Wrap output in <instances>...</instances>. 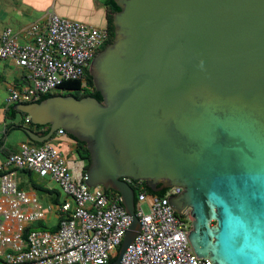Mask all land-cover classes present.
Returning <instances> with one entry per match:
<instances>
[{
  "label": "water",
  "instance_id": "95a60500",
  "mask_svg": "<svg viewBox=\"0 0 264 264\" xmlns=\"http://www.w3.org/2000/svg\"><path fill=\"white\" fill-rule=\"evenodd\" d=\"M113 40L89 64L101 101L69 95L17 104L45 135L86 145V186L120 195L140 231L134 191L180 187L172 211L192 217L197 259L264 264V0H113Z\"/></svg>",
  "mask_w": 264,
  "mask_h": 264
},
{
  "label": "built area",
  "instance_id": "2783aa9c",
  "mask_svg": "<svg viewBox=\"0 0 264 264\" xmlns=\"http://www.w3.org/2000/svg\"><path fill=\"white\" fill-rule=\"evenodd\" d=\"M25 41L10 28L0 32V60H10L24 70L26 84L9 87L5 102L29 104L43 95L64 93L60 86L77 80L86 89L85 68L108 42L106 27L47 16L43 25L23 29ZM25 125L30 122L25 118ZM55 136H65L63 130ZM83 163H70L48 142L21 143L11 155L0 158V261L4 264H107L115 256L131 224L117 200L105 195L101 186L84 183ZM25 170L53 182L65 201L54 231L25 229L45 215L35 194L17 184V173ZM130 185L132 180L125 179ZM182 192L167 188L161 196L139 192L135 215L140 231L126 248L120 264H211L196 257L187 238L190 212L175 214L169 196ZM120 201V198H119ZM143 205L147 206L144 211Z\"/></svg>",
  "mask_w": 264,
  "mask_h": 264
},
{
  "label": "crops",
  "instance_id": "0c3cea01",
  "mask_svg": "<svg viewBox=\"0 0 264 264\" xmlns=\"http://www.w3.org/2000/svg\"><path fill=\"white\" fill-rule=\"evenodd\" d=\"M107 0H0V32L5 28H10L17 32L22 41H25L23 29L30 24L43 25L47 16L50 13H54L59 17L69 20L79 21L87 25L94 27H106L107 26ZM24 70L17 67L10 60H0V158H5L6 155L12 154L18 150L21 143H26L28 138L25 131L21 129H11L5 133L7 126L12 124H22L25 129H28L23 124V114L18 113L13 115L12 120L8 119L7 115H11L9 112L10 106L5 102L7 96V90L9 87L19 88L24 84ZM17 105V104H14ZM14 109V108H13ZM16 111V110H15ZM62 139L60 146L62 147L61 154L70 153L72 158L67 159L70 163H80L82 161L77 160L74 150L75 143L66 138L65 136H57ZM65 158V157H64ZM83 163V162H82ZM22 172H18L17 175ZM28 177L31 175L22 173ZM48 182L41 187V185L32 183V188L37 187L46 194L47 203H42L40 197L37 195L36 190H26L27 193L35 194L44 212V219L31 223V225H38L39 223L45 225L50 229L57 227L60 212L59 206L65 201L62 193L57 189V186L48 187ZM19 183V182H18ZM19 187L22 190L23 185L19 183ZM47 191H52L50 194ZM0 264H4L0 261Z\"/></svg>",
  "mask_w": 264,
  "mask_h": 264
},
{
  "label": "trees",
  "instance_id": "16d2710c",
  "mask_svg": "<svg viewBox=\"0 0 264 264\" xmlns=\"http://www.w3.org/2000/svg\"><path fill=\"white\" fill-rule=\"evenodd\" d=\"M106 7H107V26H106V28H107L108 33H109V40L100 49V51L103 50L113 40V31H114V28H113V17L115 15V13L119 11V9L117 8V6L115 5V3H114L113 0H107ZM83 79H84V81L86 83V86H87L86 89H81V86H80L81 84H80L79 81H77V80H70V81L64 82L60 86V89H62L64 91V94H60L59 92H54V93H51V94L43 95V96H41L39 99H37L34 102H41V101H43V100H45L47 98L54 97V96H59V95H64V96L69 95V96H73L75 99H81L83 97H94L98 101H101V97H100L99 93L94 89V85H93L92 79H91V77L89 75V71H87V68H85V70H84ZM24 84H26V81L25 80H24ZM20 87L21 86H19V88ZM16 88H17V86H16ZM31 103H33V102H31ZM9 106H10L9 112H10L11 115H7V116H8V119H11L12 120L13 115L18 114L19 112L15 111L13 109L14 106H15L14 104H11ZM22 116L24 117L23 124L25 125L24 121H25V118L27 116L24 115V114ZM26 126L28 127V129L32 130L35 134H39V135H45L49 131V127L48 126H43V127H41V126H34V125L30 124V123L28 125H26ZM14 128L21 129V130H25V127L22 124H20V123L17 124V125L12 124V125L6 127L5 133H7V131H9L11 129H14ZM55 135L56 134H54L47 142H49L50 140H52V138ZM65 137L66 138H69L70 140H72L75 143L74 153H75V156H76L77 160L83 162V165H84L83 166V173H84L85 170L87 169V167L90 164V155H89V152H88V150L86 148V145L84 143H82V142L76 141L74 138H72L69 135H66L65 134ZM27 140H28L27 142H29L31 144L39 145L38 143H35V142L29 140V138ZM9 155H11V154L6 155L5 157H7ZM19 172H22V173H25V174H29V175L32 174L31 172H28V171H25V170H21ZM130 187L133 189L134 192H135V190H137L138 193L139 192H142V191L143 192H146V193H152L145 186V184L143 182H133L132 181L130 183ZM34 189L37 191L38 188L37 187H34ZM165 190L166 189H163L162 191H160L158 193H154V194L161 196L162 194H164ZM51 192L52 191H47L46 193L50 194ZM105 195L107 197L111 198V199L113 198L114 200H117V203L120 204V201H119L120 195L116 191H113V190L105 191ZM137 195L134 193V203L137 200V198H136ZM57 227H58V225H57ZM57 227H55V229ZM48 229H49L48 227H46L45 225L39 223L38 225L28 226L25 229L24 233L27 234L30 230H48ZM55 229L53 228V229H50L49 231H54ZM116 257H117V253H116L115 256L111 257L108 260L107 264H111L116 259Z\"/></svg>",
  "mask_w": 264,
  "mask_h": 264
},
{
  "label": "rangeland",
  "instance_id": "374dc122",
  "mask_svg": "<svg viewBox=\"0 0 264 264\" xmlns=\"http://www.w3.org/2000/svg\"><path fill=\"white\" fill-rule=\"evenodd\" d=\"M91 62V61H90ZM90 64V63H89ZM89 70V66L87 67V71ZM60 141H62V139H60V138H57V136H54L53 138H52V140H50L49 142H50V144H52L55 148H57L58 150H60V151H62V147L60 146ZM48 142V143H49ZM66 159H71L72 158V156H71V154L70 153H63L62 154ZM16 180H17V184H18V187L20 186L19 185V183H22V185H23V189H25L24 191H29V190H31V189H33L32 188V183H35V184H38V185H41V187H44V185L48 182V180L49 179H47V178H41V177H39V176H37L36 174H34V173H32L31 174V176L30 177H28V176H26V175H24V174H22V173H19L18 175H17V177H16ZM19 182V183H18ZM48 187H54V183L53 182H49L48 184ZM56 186V185H55ZM20 188V187H19ZM34 190V189H33ZM37 192V195L40 197V201L42 202V203H47L48 201H47V196H46V194L44 193V192H42V191H40V190H37L36 191ZM136 195L138 194V191L137 190H135V192H134ZM143 209H144V211H147V206L146 205H143ZM34 223H36L37 224V221H35Z\"/></svg>",
  "mask_w": 264,
  "mask_h": 264
},
{
  "label": "flooded vegetation",
  "instance_id": "af4514ba",
  "mask_svg": "<svg viewBox=\"0 0 264 264\" xmlns=\"http://www.w3.org/2000/svg\"><path fill=\"white\" fill-rule=\"evenodd\" d=\"M62 94H64V93H62ZM186 211H189V210H185L184 212H186Z\"/></svg>",
  "mask_w": 264,
  "mask_h": 264
}]
</instances>
